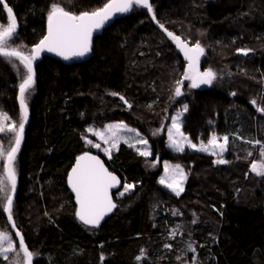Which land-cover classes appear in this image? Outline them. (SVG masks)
I'll use <instances>...</instances> for the list:
<instances>
[{
	"label": "trees",
	"instance_id": "1",
	"mask_svg": "<svg viewBox=\"0 0 264 264\" xmlns=\"http://www.w3.org/2000/svg\"><path fill=\"white\" fill-rule=\"evenodd\" d=\"M106 2L6 0L18 21L10 46L30 53L46 33L53 4L79 15ZM153 14L136 7L115 20L94 37L84 61L43 56L36 64L25 94L29 122L14 161L12 209L33 264H264V176L247 171L261 159L260 146L245 141L258 136L264 144V115H255L251 103L264 108V0H161ZM0 24L7 25L3 5ZM160 24L206 48L207 69L216 74L211 84L191 88L183 81L182 94L174 95L187 63ZM25 73L18 60L0 57V110L14 121ZM181 103L182 131L192 142L229 135L226 163L165 148V124ZM108 121L141 132L151 158L125 143L109 156L92 149L86 128ZM83 151L101 155L122 179L116 209L96 228L77 219L67 185ZM157 156L185 170L179 196L159 185ZM125 183L133 188L118 194ZM0 228L12 232L2 203Z\"/></svg>",
	"mask_w": 264,
	"mask_h": 264
},
{
	"label": "snow or ice",
	"instance_id": "2",
	"mask_svg": "<svg viewBox=\"0 0 264 264\" xmlns=\"http://www.w3.org/2000/svg\"><path fill=\"white\" fill-rule=\"evenodd\" d=\"M0 5H3L7 12V25L0 24V57L9 60L15 59L26 69V73L22 77V83L19 86V101L21 116L16 124L10 122V117L7 113L0 112V133H11L10 140L14 139V144L9 150H5L0 146V159H3V175H0V203H2L3 212L7 213L9 222L13 221V195L16 189V171L13 163L16 159V154L19 150L21 140L23 138V131L25 121L28 118V111L26 105L25 94L31 89L34 82L33 61L40 56L42 51L52 52L58 56L68 60L72 57H83L90 51L91 37L94 30L101 28L106 21L112 18L116 13H127L136 7L147 9L148 13L153 14V8L150 0H107L103 7L97 8L91 12H82L75 15L70 11L65 10L59 4H53L48 13V31L38 44H36L30 51L25 53L20 47L10 46V40L15 36L17 30L16 17L12 9L6 3V0H0ZM152 19L156 17L153 14ZM161 29L166 32V35L176 44V47L183 53L187 61V67L183 73V80L177 81L174 95L179 97L181 93L180 85L183 81H190L191 88H198L202 84H211L216 79V74L208 69L200 72L198 65L201 56L204 55V48L197 41L190 45L189 42L182 40L178 35H174L168 31L163 24L159 25ZM247 54L246 50H238ZM113 95H116L113 93ZM234 95V94H233ZM121 99H124L121 97ZM126 102V101H125ZM253 105L256 101L251 102ZM187 110V105L184 106V111ZM257 111L264 113V108H257ZM172 124L168 128L169 146L175 148L176 151H184L185 144L193 149L197 145L192 143L191 140L181 131L180 126V113L171 117ZM3 122H8L7 124ZM121 129L128 131H135L128 129L127 125L123 122L111 124L106 126V135L102 132H95L94 134L104 140L105 143L111 142V148H116L120 137L118 135ZM88 131H93L91 128ZM139 135V133H137ZM224 143H218L217 137L213 136L208 140L207 145L202 144L199 148L200 151H209L210 146L212 149H219V152L226 150L228 137L222 138ZM91 143V141H86ZM136 143L147 145L148 141L139 139ZM254 145L260 146L259 162L254 161L250 165V171L258 176H264V144L257 140ZM99 148V144L93 145ZM133 146V145H129ZM106 154H110V149H104ZM141 156H149L151 153L145 149L139 151ZM215 154V152H213ZM252 155L251 152L248 153ZM216 163H226L221 159ZM165 177L161 178L159 183L164 184L166 187L172 189L177 196L183 191V181L186 179V174L180 165L171 167V174H169L170 166L166 163ZM68 183L75 193L78 208L76 216L85 225H99L101 219L109 212H111L116 205L112 202L109 195V189L115 187L120 181L115 175L109 172L104 164L95 156L89 155L87 152L82 156L77 157L75 165L72 167L68 176ZM133 185H125L124 191L127 192ZM123 195V193H121ZM13 228L15 224L13 223ZM15 236L19 238L18 252L16 259L12 260L8 253L16 251L14 248L12 238L6 232H0V255L9 261V264H33L34 254L25 245L23 236L17 231ZM167 247V246H166ZM191 248V245H189ZM22 254V255H21ZM139 259V257L137 258Z\"/></svg>",
	"mask_w": 264,
	"mask_h": 264
},
{
	"label": "rangeland",
	"instance_id": "3",
	"mask_svg": "<svg viewBox=\"0 0 264 264\" xmlns=\"http://www.w3.org/2000/svg\"><path fill=\"white\" fill-rule=\"evenodd\" d=\"M150 3H151V5H152L153 12H154L155 7H156L158 4L161 3V0H156V2H153V0H150ZM5 26H6V25H5ZM191 44H194V43H191ZM200 45H201V44H200ZM201 46H202V45H201ZM202 47L204 48L205 51H204V55L201 56L200 61H199V65H198V68H199V71H200V72H203V71L208 70V69H207L208 60H207L206 57H205L207 51H206V48H205L204 46H202ZM183 59H184V58H183ZM184 61H185V60H184ZM185 62H186V61H185ZM186 63H187V62H186ZM186 67H187V66H186ZM186 67H185V68H186ZM186 83L190 84L191 82H190V81H186ZM25 99H26V102H27V98H26V96H25ZM185 105H186V103H181V104H179L178 108H177L175 111H173L172 114L169 115V120H168V122L165 124V127H164V129H165V133H164V134H165V137H166V138H165V142H164V146H165L166 149H168V150H170V151L180 152V151H176L175 148L169 146L170 142H169V139H168V128L171 127V124H172L171 117L174 116V115H177L178 113H180V121H179V123H180L181 131H182L183 116H184V112H185V111H184V106H185ZM258 107L262 108L261 105H260L259 103L255 104V108H256V110H255V115H264V113H261V112L257 111V108H258ZM0 112H4V111L0 110ZM4 113H5V112H4ZM9 117H10V116H9ZM255 119H256V118H255ZM10 122L13 123V124H16L17 127H18V122H19V121H14V120L10 117ZM3 123L7 124L8 122H3ZM117 123H120V121H108V122H106L103 126L89 125V126L86 128V130H87V132H88V134H89V136L87 137V141H91V143H90V144L87 143V144H88L92 149L97 150V151H100V152L103 153L104 155L109 156V154H106V153H105L104 149H105V148L110 149V153H111L115 148H111V142H109V143H105L103 139H101L100 137L96 136L94 133L97 132V131H99V132L105 133L106 135H110V133H106V126L111 125V124H117ZM123 123H124L125 125H127V128H128V129H134L135 131H128V130H125V129H121V130L119 131V133H118V135H119V137H120V140H119V143H118V144H120V143H125V144H127V145H133V146H131V147L134 148L138 153H139V151H143V150H145V149H147V150L151 153V147H150L149 143H147V145L136 143V141L139 140V139H141V138L146 140L145 136H144L141 132H139L136 128L132 127L131 125H129V124L125 123V122H123ZM90 128H91L93 131H91V132L88 131V129H90ZM182 132H183V131H182ZM137 133H139V135H137ZM183 133H184V132H183ZM184 135L187 136L185 133H184ZM11 136H12L11 133H0V146H3V148H4L5 150H9L10 147L14 144V139H13V140H10V139H9ZM213 136H216V137H217V142H218V143H221V144L224 143V141H223V139H222L223 137H225V136L229 137V135H224V136H222V135H218V134H213V135L210 137V139H211ZM187 137H188V136H187ZM188 138H189V137H188ZM189 140H190V139H189ZM257 140L261 141V140L259 139L258 136L255 137V138L245 139V141H246L247 143H249V142H254V141H257ZM191 142H192V141H191ZM192 143H194V142H192ZM207 143H208V141H207V142L194 143V144L197 145V148H196V149H193V148H191V147H188V145L185 144L184 150H185V149H189V150H192V151H195V152H198V153L212 155V156L215 158V161H218V160H221V159L226 160V159H225V155L229 152V149L227 148V147H228L227 145H226V150H225L224 152H222V153L219 152V149H212L211 146H210V150H209V151H200V150H199L200 146H201L202 144L207 145ZM95 144H99L100 147H99V148L94 147L93 145H95ZM249 144L254 145V143H249ZM254 146H255V147H259V145H254ZM213 152H215V154H213ZM151 154H152V153H151ZM151 154H150L149 156H146V157L144 156V157H145V158H151ZM260 160H261V159H260ZM260 160H254V161L259 162ZM254 161H251V162H250V165H251ZM3 163H4L3 159H0V175H3ZM154 163H156V164H157V163H158V164L160 163L159 165L161 166V174H160V176L158 177V182L161 180V178H164L165 175H166V173H165V167H164V165H165L166 163L170 166L169 174H171V167H174L175 165H177V163H174V162H169V161H167V160H160V159H159V156H157V157L154 159ZM178 165H179V164H178ZM250 165H249V168H248L247 171H250ZM13 167H14V169H15V171H16L15 163H13ZM181 168L183 169L182 166H181ZM183 171H184V173L186 174V172H185L184 169H183ZM251 173H253V172H251ZM253 174H255V173H253ZM16 176H17V173H16ZM185 181H186V179H184V181H183V188H184V185H185ZM125 185H132V184L125 183L124 186H125ZM159 185H160L162 188H164L165 190H167L168 192H170V193L176 195V193H175L174 191H172V189L166 187L164 184L159 183ZM124 186H123L122 190L118 192V194H121V193H124V192H125V191H124ZM132 188H133V187H132ZM132 188H131V189H132ZM131 189H129L128 191H130ZM128 191H127V192H128ZM0 232H6V233L12 238V242H13V245H14V248L16 249V251H14V252H12V253H8V256H9L10 258H12V260H15V259H16V255H17V252H18V244H16V240H15V238H14L12 232L9 231V230L6 229V228H0ZM21 255H22V254H21ZM0 264H9V261L5 260V259L3 258V255H0Z\"/></svg>",
	"mask_w": 264,
	"mask_h": 264
},
{
	"label": "water",
	"instance_id": "4",
	"mask_svg": "<svg viewBox=\"0 0 264 264\" xmlns=\"http://www.w3.org/2000/svg\"><path fill=\"white\" fill-rule=\"evenodd\" d=\"M130 12H131V11H129V12H127V13H116V14H114V15L112 16L111 19H109L108 21H106L105 24H104L101 28L94 30L93 33H92V37H91L90 51H89L88 53H86L83 57H72V58H70V59H68V60H65L63 57L58 56V55H56L55 53L47 52V51H42L41 54H40V56L37 57V58L33 61L34 80H35V67H36V64H37V62H38L43 56H49V57L56 58V59L62 61L64 64H72V63H74V62H80V61H84V60L88 59V58L90 57V55H91V52H92V43H93V39H94V37L97 36L99 33H101L102 30H104L105 28H107L108 26H110L115 20H117V19L120 18L121 16H124V15L129 14ZM13 14H14V13H13ZM14 16H15V15H14ZM16 21H17V19H16ZM17 29H18V21H17ZM16 31H17V30H16ZM47 31H48V20H47V28H46V33H45V35H47ZM45 35H44V36H45ZM38 43H39V42H38ZM38 43H37V44H38ZM189 44H190V43H189ZM190 45H192V44H190ZM180 52H181V51H180ZM181 54H182V56H183V58H184V55H183L182 52H181ZM184 60H185V58H184ZM185 61H186V60H185ZM186 62H187V61H186ZM33 83H34V82H33ZM206 85H207V84H202V85H200V86H206ZM19 95H20V92L18 91V94H17V100H18V104H19V107H20ZM27 111H28V110H27ZM28 122H29V112H28V118H27V120L25 121V126H24V131H23V137H24V132H25V129H26V127H27ZM22 142H23V138H22V140H21L19 150H20V148H21ZM19 150H18V152H19ZM18 152H17V153H18ZM86 152H87L89 155H91V156H95V157H97V158H98V159L104 164V167H105L109 172H111L113 175H115V176L117 177V179L120 181V183L117 184L115 187L109 189V195H110V197H111V199H112V202H113L115 205H116V202H115V200H114V194H115V193L121 188V186H122V179H121V177H120L117 173L111 171V170L108 168V166H107L106 163L104 162V160H103V158H102L101 155H99L98 153L93 152V151H83V152L79 153L78 155H76V157H75V159H74V161H73V163H72V165H71V167H70V169H69V171H68V173H67V185H68V188H69V190H70V192H71V195H72V197H73V202H74V205H75V215H76V210H77V208H78V204H77V202H76V196H75V193L72 191V189H71V187H70V185H69V183H68V176H69V173H70L71 170H72V167H73V166L75 165V163H76L77 157L82 156V155H83L84 153H86ZM16 155H17V154H16ZM16 192H17V182H16V189H15V192L12 193V195H13V202H14V199H15ZM115 209H116V207H115L111 212L107 213V214L101 219L99 225H97V226H93V225H85L82 221H80V220L78 219L77 216H76V217H77V219H78L83 225H85V226H87V227H90V228H96V227H99L103 221H105L107 218H109L110 215L113 213V211H114ZM4 214H5V216L7 217V213H4ZM7 220H8V219H7ZM8 223H9L11 229H12V232H13L14 235H15V233L18 231V229L16 228V226H15V228H13V223H14V221H12V222H9V221H8ZM14 224H15V223H14ZM18 232H19V231H18ZM19 233H20V232H19ZM20 234H21V233H20ZM15 237H16V236H15ZM16 239H17V241H18V243H19V238L16 237ZM25 245H26V244H25Z\"/></svg>",
	"mask_w": 264,
	"mask_h": 264
}]
</instances>
